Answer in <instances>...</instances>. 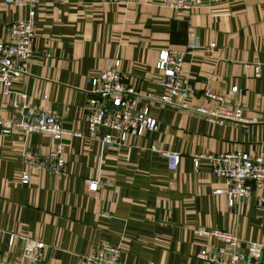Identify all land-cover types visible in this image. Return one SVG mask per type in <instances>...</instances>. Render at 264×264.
Here are the masks:
<instances>
[{"label":"crops","instance_id":"obj_1","mask_svg":"<svg viewBox=\"0 0 264 264\" xmlns=\"http://www.w3.org/2000/svg\"><path fill=\"white\" fill-rule=\"evenodd\" d=\"M28 1L0 0V40L7 24L27 17ZM154 1H34L33 54L12 89L28 107L57 114L70 131L60 139L68 175L34 168L20 184L22 155L46 153L55 140L0 133V264L18 263L20 236L44 243L39 264H88L85 256L104 243L122 249V264H211L197 254L223 242L199 229L264 239V208L256 204L263 190L254 187L230 207L213 193L223 180L205 161L193 167V156L203 152L264 151V0H213L196 11ZM209 42L215 46L206 52ZM164 49L183 52V79L193 89L187 106L180 98L157 100L163 88L155 64ZM115 59L124 82L142 94L139 104L149 105L158 121L157 129L126 136L121 145L102 143L106 127L91 134L83 109L89 76ZM253 63L260 65L258 77L246 66ZM207 80L258 122L220 124L202 116L196 107L212 105L202 96ZM232 86L241 91L232 93ZM15 100L0 94V119ZM167 150L180 153L174 173L160 152ZM87 178L99 180L96 191L88 192ZM10 234L16 236L8 245Z\"/></svg>","mask_w":264,"mask_h":264},{"label":"built area","instance_id":"obj_2","mask_svg":"<svg viewBox=\"0 0 264 264\" xmlns=\"http://www.w3.org/2000/svg\"><path fill=\"white\" fill-rule=\"evenodd\" d=\"M29 0L27 17L20 18L7 24L4 28L5 39L0 40V94L13 95L17 98L13 102V111L5 119H0V133H18L23 137L28 134H44L55 140L53 148L46 153L32 151L22 155L23 168L18 180L20 184H27L31 178V170H45L51 174L67 177L68 168L63 158V148L60 139L70 131L62 126L57 114L47 113L28 107L24 102V95L14 89L12 84L20 75L28 73L29 60L33 54V4ZM213 0H164L166 7L173 10L196 11L202 6L210 7ZM20 6L23 0H11ZM264 41V34L261 36ZM215 46L209 42L205 48L210 52ZM183 52L164 49L160 52L155 64L161 73L158 80L163 92L158 101L174 103L181 99L180 105L187 106L186 99L193 93V89L183 79L185 72L182 68ZM251 66L254 75H260L258 63L247 64ZM119 60L115 59L106 68L94 72L89 76L90 96L84 106V119L88 124L91 134L101 127L109 129L100 140L104 144L121 145V140L126 136H143L146 132L157 129L158 121L150 110L149 105H140L142 94L134 87L126 84L119 69ZM209 76L207 79H210ZM232 93L238 94V86L230 88ZM202 96L212 101L211 106H198L196 110L207 120L220 124L257 123L256 118L245 117L240 105L231 106L226 98L214 92L208 86V80L202 91ZM20 99V101H19ZM264 121V117L262 118ZM248 131V128H245ZM151 149H156L154 142L150 143ZM167 158L168 169L176 172L180 153L176 151H160ZM205 161L210 172L223 180L224 188L213 191L214 195H223L227 205L235 206L239 201L251 195L253 188L263 190L256 199V204L264 208V151L250 155L242 150L229 152H203L193 156V167L197 169ZM88 192L98 188V179H86ZM198 234L213 236L223 242V246L212 247L210 250L201 249L197 254L199 259L211 264H264V239L260 241H243L235 233L224 230H197ZM16 235L10 234L7 244H11ZM21 247L18 254L19 261L1 264H39L40 252L44 243L34 237L20 236ZM122 249L109 243L102 244L99 248L85 256L88 264H122Z\"/></svg>","mask_w":264,"mask_h":264},{"label":"rangeland","instance_id":"obj_3","mask_svg":"<svg viewBox=\"0 0 264 264\" xmlns=\"http://www.w3.org/2000/svg\"><path fill=\"white\" fill-rule=\"evenodd\" d=\"M154 3H156V4H158V5H160L161 7H166L165 5H164V0H155L154 1ZM169 8V7H168ZM171 10H173L172 8H170ZM174 11V10H173ZM120 18H122V16L120 17ZM16 80H14V82H15ZM13 82V83H14ZM6 97V96H5Z\"/></svg>","mask_w":264,"mask_h":264}]
</instances>
